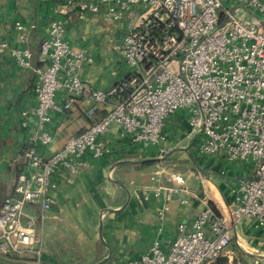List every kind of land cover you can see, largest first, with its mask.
<instances>
[{
    "label": "built area",
    "instance_id": "obj_1",
    "mask_svg": "<svg viewBox=\"0 0 264 264\" xmlns=\"http://www.w3.org/2000/svg\"><path fill=\"white\" fill-rule=\"evenodd\" d=\"M62 1L76 3L79 17L101 7L105 19L121 21L127 16V31L111 41L127 73L107 88L83 80L79 69L92 57L66 40L59 18L48 23L35 65L29 45L34 23H14L15 47L0 39V53L8 50L17 65L36 74L34 128L19 154L21 169L12 194L0 209V255L39 257L37 224L55 202L54 176L62 170L69 177L76 174L87 153L92 157L108 153L105 135L111 127H118L120 137L146 148L158 147L160 156L166 155L170 147L165 145V119L184 110L188 125L184 138L195 140L200 154L243 161L250 174L230 180L232 208L223 214L205 203L189 225L177 224L167 246L160 238L167 203L175 199L187 204L193 194L177 172L169 174L177 185L156 181L139 189L145 193L152 188L162 203L156 207L157 235L129 264H210L221 256L226 264H248L228 247L233 224L243 218L264 231V0ZM60 90L64 96L58 102ZM77 103L86 104L83 112L90 125L44 155L53 140L47 128L51 111L74 109Z\"/></svg>",
    "mask_w": 264,
    "mask_h": 264
},
{
    "label": "crops",
    "instance_id": "obj_2",
    "mask_svg": "<svg viewBox=\"0 0 264 264\" xmlns=\"http://www.w3.org/2000/svg\"><path fill=\"white\" fill-rule=\"evenodd\" d=\"M62 3L60 0H0V39L15 47L18 31L14 23H34L29 45L35 65L48 23L54 18L62 19L66 40L92 57L82 63L80 77L96 88H107L118 82L126 75L127 68L118 52L112 49L111 41L118 40L127 31V16L121 21L105 19V8L101 7L97 13L79 17L76 3ZM35 80L34 71L17 65L8 50L0 53V209L3 200L12 194L21 169L19 154L34 128L35 116L31 111L35 105ZM63 96V90L57 92L58 102ZM85 106L77 103L74 109L51 111L47 128L53 140L43 150L44 155H49L67 137L90 125V119L83 112ZM24 121L27 125L22 124ZM187 128L184 110L165 119V145L170 151L160 156L158 147L146 148L127 137L122 138L118 127H111L105 135L108 153L101 157L87 153L76 174L69 177L62 170L54 176L57 184L55 202L45 219L37 224L42 236L40 255L16 254L20 261L56 264L64 259L66 264H129L130 259L138 258L157 235L156 207L162 203V198L155 196L152 188H147L145 193H140L139 189L156 181L177 185L170 179V172L183 176V184L192 192L193 198L187 204H180L175 199L168 201L166 227L160 234L164 246L175 236L177 224L189 225L195 212L205 203L218 213H226L234 203L230 180L250 174L249 165L243 161H229L238 170H226L216 162L215 156L190 158V148H196L197 143L184 138ZM172 158H184L191 163L190 169L176 166L170 162ZM198 173L202 175L201 179L197 177ZM28 212L34 213L30 209ZM65 242L74 243L78 253L61 254L60 259L56 258V243ZM232 242L251 258L248 264H264V231L251 219L243 218L233 224ZM72 255H78L79 259L83 257V261H75L70 257ZM46 259L50 261L46 262Z\"/></svg>",
    "mask_w": 264,
    "mask_h": 264
},
{
    "label": "rangeland",
    "instance_id": "obj_3",
    "mask_svg": "<svg viewBox=\"0 0 264 264\" xmlns=\"http://www.w3.org/2000/svg\"><path fill=\"white\" fill-rule=\"evenodd\" d=\"M189 157L192 158V159H198V158H204L206 157V159H210L211 157L210 156H204L202 154H200L199 152H197L196 148L193 146L190 148V151H189ZM215 159H216V162L222 166V168L224 169H233V170H238L237 167H233L234 165L232 164L233 162H229L227 160H225L224 158L222 157H219V156H215ZM170 162H172L173 164H175L176 166H185L187 169H190V164L191 163H187L184 158H172L170 160ZM245 163V162H244ZM203 164H206L205 161H203ZM233 165V166H232ZM202 170H204L205 172H208V169H204L202 167ZM187 183V181H185ZM41 243H42V236H41ZM70 243H56V247L54 248V250H56V258H59L61 256V254H70L71 252L74 253V254H77L78 253V250L77 249H74L73 247V244L72 245H69ZM49 243L46 244V246H48ZM66 247V248H65ZM69 248V249H67ZM73 248V249H72ZM229 249H231L235 255L238 256V258L240 259H243L244 261L248 262V261H251V258L246 254V252L242 251L241 249L239 250L238 248L235 247L234 243L231 242L229 247ZM257 248V246H256ZM71 253V254H72ZM70 254V255H71ZM78 255H72L70 257H74V260L77 261V262H82L83 261V257H81L80 259L77 258ZM60 259V258H59ZM21 259L18 258V256L16 254H13V255H10V256H4V255H0V264H31L30 261L28 260H25V261H20ZM64 260V259H63ZM56 261V264H66V263H63L64 261ZM79 260V261H78ZM46 262H49L50 260H45ZM46 264V263H44Z\"/></svg>",
    "mask_w": 264,
    "mask_h": 264
},
{
    "label": "trees",
    "instance_id": "obj_4",
    "mask_svg": "<svg viewBox=\"0 0 264 264\" xmlns=\"http://www.w3.org/2000/svg\"><path fill=\"white\" fill-rule=\"evenodd\" d=\"M210 264H226L225 257L221 256V257L217 258L215 261L211 262Z\"/></svg>",
    "mask_w": 264,
    "mask_h": 264
},
{
    "label": "water",
    "instance_id": "obj_5",
    "mask_svg": "<svg viewBox=\"0 0 264 264\" xmlns=\"http://www.w3.org/2000/svg\"><path fill=\"white\" fill-rule=\"evenodd\" d=\"M148 160H153V159H148Z\"/></svg>",
    "mask_w": 264,
    "mask_h": 264
}]
</instances>
